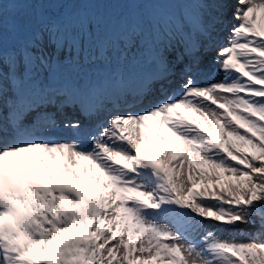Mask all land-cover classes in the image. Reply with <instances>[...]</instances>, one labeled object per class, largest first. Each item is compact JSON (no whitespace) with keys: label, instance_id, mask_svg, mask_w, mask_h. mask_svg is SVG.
<instances>
[{"label":"snow or ice","instance_id":"1","mask_svg":"<svg viewBox=\"0 0 264 264\" xmlns=\"http://www.w3.org/2000/svg\"><path fill=\"white\" fill-rule=\"evenodd\" d=\"M0 264H264V0H3Z\"/></svg>","mask_w":264,"mask_h":264},{"label":"bare ground","instance_id":"2","mask_svg":"<svg viewBox=\"0 0 264 264\" xmlns=\"http://www.w3.org/2000/svg\"><path fill=\"white\" fill-rule=\"evenodd\" d=\"M0 2L3 3V1H0ZM5 43H6V44H10V43H12V38H11V36H9L8 39L5 40Z\"/></svg>","mask_w":264,"mask_h":264}]
</instances>
